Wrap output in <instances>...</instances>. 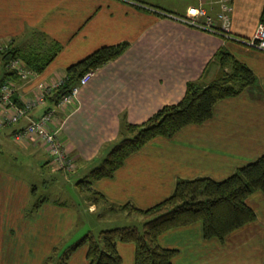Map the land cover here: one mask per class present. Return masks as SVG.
<instances>
[{
    "label": "crops",
    "instance_id": "obj_1",
    "mask_svg": "<svg viewBox=\"0 0 264 264\" xmlns=\"http://www.w3.org/2000/svg\"><path fill=\"white\" fill-rule=\"evenodd\" d=\"M220 1L0 0V44L28 59L46 56L54 44L61 47L41 73L34 72L26 82L11 79L17 106L63 84L67 69L98 49L129 44L121 57L95 71L72 107L62 110L47 100L29 114L37 119L54 112L51 127L76 163L72 172L45 173L51 160L46 146L36 138L15 142V133L29 119L0 127V156H11L31 174L0 165V264H46L55 251L84 233L95 234L89 225L83 229L85 212L98 220L109 219L110 213L131 215L119 208H151L171 196L179 180L223 181L264 154V51L246 43L260 23L264 0H232L231 35L236 39L175 19L199 7L216 18ZM221 50L253 71L255 87L220 101L204 124L187 126L172 138L153 139L112 179L82 183L122 138L123 126L143 124L163 107L179 103L189 83L204 86L215 80L222 71L217 59ZM6 71L0 58V84ZM224 71L230 72V66ZM53 183L93 197L82 196L79 207L61 188L49 190L46 197L43 190ZM247 204L256 221L223 241L206 240L196 223L164 233L159 244L178 250L172 264H264V193L252 194ZM117 249L123 264H134V245L118 243ZM87 253V246L79 248L68 264H89Z\"/></svg>",
    "mask_w": 264,
    "mask_h": 264
},
{
    "label": "trees",
    "instance_id": "obj_2",
    "mask_svg": "<svg viewBox=\"0 0 264 264\" xmlns=\"http://www.w3.org/2000/svg\"><path fill=\"white\" fill-rule=\"evenodd\" d=\"M260 22L264 23V7ZM128 47L127 43L102 47L70 66L66 71L65 82L47 100L58 104L87 72L96 71L121 57ZM60 51L61 47L54 44L48 54L39 59H28L15 50L1 54L0 58L5 69L11 60L18 58L29 70L41 73ZM217 59L222 71L210 84L202 86L189 83L179 103L163 107L143 124L123 126L122 138L82 183L90 185L98 180L112 179L129 157L153 139L172 138L187 126L204 124L213 118L215 107L220 101L236 98L257 85L253 71L231 54L221 50ZM228 66L230 72H225ZM5 78L20 80L17 72L6 71L4 81ZM257 192L264 193V154L223 181L210 178L179 180L172 195L151 208L143 210L130 204L119 208L143 216L142 227H118L98 234H86L73 245L60 252L55 251L46 264H68L71 256L82 246L88 247L89 264H123L117 249L118 243L135 246L134 264H172L178 250L159 244V238L164 233L200 223L206 240L217 238L223 241L230 234L256 221L257 215L247 204V199Z\"/></svg>",
    "mask_w": 264,
    "mask_h": 264
},
{
    "label": "built area",
    "instance_id": "obj_3",
    "mask_svg": "<svg viewBox=\"0 0 264 264\" xmlns=\"http://www.w3.org/2000/svg\"><path fill=\"white\" fill-rule=\"evenodd\" d=\"M220 4L221 9L216 18L210 16L205 8L199 7L190 13V16L175 17V19L186 26L201 31L220 35L224 38L236 39L231 35L232 0H221ZM246 43L264 51V23L260 22L258 24L254 37L250 42L247 41ZM8 51V46L0 44V55ZM6 70L8 72H17L20 80L24 82L34 75V72L29 70L18 58L11 60L6 66ZM94 75L95 71L87 72L72 91L58 102V108L64 110L72 107L78 99L80 91L90 82ZM61 84L62 82L49 86L36 98L24 102L21 106H17L12 100L16 92L15 83L11 80L4 81L0 85V127L17 124L23 119H29V114L33 109L43 105L47 101V96ZM54 116L53 111H47L37 119H29L28 125L15 133L14 140L19 144L27 141L29 138L40 140L47 148V152L51 158L50 163L59 171L72 172L75 162L68 155L64 144L59 140V131L51 127Z\"/></svg>",
    "mask_w": 264,
    "mask_h": 264
},
{
    "label": "rangeland",
    "instance_id": "obj_4",
    "mask_svg": "<svg viewBox=\"0 0 264 264\" xmlns=\"http://www.w3.org/2000/svg\"><path fill=\"white\" fill-rule=\"evenodd\" d=\"M46 150H47V148H46ZM100 162L98 164H96L95 166H92V168H90V169L92 170L94 167L99 165ZM0 165H2L5 168V170H9L11 172L13 171L15 173H19L20 172L22 174H28L29 177L31 175L30 173H28V170H26L25 167H20V163L17 160L13 159L11 156L7 155V154H5L4 156H0ZM75 166H76V163L74 165V169H75ZM44 168H45V173H47V174L48 173H52V175H53L54 173H61L50 162L48 164H45ZM36 176H37V174H36ZM41 181H42V179H41ZM47 188H48V190L44 189L43 193H42V194H45L46 197H48V191L49 190L61 188L62 189V193L65 192L67 194V198L70 199L72 202L76 203L77 207L80 206V199H81L82 196H84V197H93V195L89 194V192L86 191V190H84L81 193H78L76 190H73V189L71 190L70 186L63 185V183H59V184L53 183ZM49 188H51V189H49ZM40 195H41V193H40ZM53 197H55L54 194L52 195V198ZM58 199H60V198H58ZM129 213H131V215L123 214L122 216H120V215H112L110 213V215H109L110 218L109 219L98 220L96 218V215H90L89 213L85 212L84 213V217H83V221H84V228L83 229H84V231H87L89 226H90V227H92L93 230H95V234H98L101 228H97V226L98 227L99 226L100 227H108V228L110 227V229H113L111 227L118 228V227H123V226L141 228L142 224L144 222L143 216H141L140 214H138L136 212L129 211ZM95 222H99V223L96 224ZM85 235H86V233H84V236ZM82 238H80V239H82ZM71 245H73V244H69L68 246H65V247H69Z\"/></svg>",
    "mask_w": 264,
    "mask_h": 264
}]
</instances>
